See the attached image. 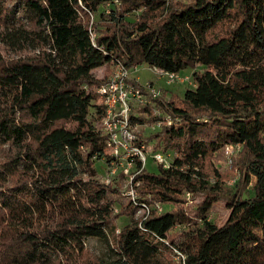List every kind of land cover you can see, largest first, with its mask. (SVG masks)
<instances>
[{
  "label": "trees",
  "instance_id": "obj_1",
  "mask_svg": "<svg viewBox=\"0 0 264 264\" xmlns=\"http://www.w3.org/2000/svg\"><path fill=\"white\" fill-rule=\"evenodd\" d=\"M0 25V264H264V0H0ZM118 64L195 84L132 108L162 121L138 141L172 155L132 183L97 167L112 160L97 90Z\"/></svg>",
  "mask_w": 264,
  "mask_h": 264
},
{
  "label": "built area",
  "instance_id": "obj_2",
  "mask_svg": "<svg viewBox=\"0 0 264 264\" xmlns=\"http://www.w3.org/2000/svg\"><path fill=\"white\" fill-rule=\"evenodd\" d=\"M136 65L134 69H138ZM159 78H164L168 84L174 82H189V76L181 77L179 71H164L157 67H151ZM131 69L122 64H118L109 79L98 88V93L105 106V114L102 119V127L108 134V146L111 148L112 160L107 165L103 175L105 183L112 182L113 178L119 173H124L130 183L136 174L146 167V161L150 154L156 164L169 167L171 164L170 154L162 151L153 150L145 142L138 141L137 127L131 120L130 113L132 108L139 105H153L155 99L162 98L163 89L158 88L153 81L142 84L139 78L130 75ZM156 115L161 112L154 108ZM162 121L151 124L153 130L161 127ZM165 124H173L174 120L165 115ZM241 145L225 147V154L230 159L235 152L241 150ZM140 163V166H139ZM132 197L135 190L128 192ZM190 197V193H187ZM155 208L162 212L165 205L160 202L154 204ZM149 206H144L140 214L149 213Z\"/></svg>",
  "mask_w": 264,
  "mask_h": 264
},
{
  "label": "rangeland",
  "instance_id": "obj_3",
  "mask_svg": "<svg viewBox=\"0 0 264 264\" xmlns=\"http://www.w3.org/2000/svg\"><path fill=\"white\" fill-rule=\"evenodd\" d=\"M180 1H185V0H180ZM108 8H109V5L102 6L101 10L108 9ZM95 18L96 19L99 18L98 14L95 15ZM129 18L131 20H134L136 18V14L130 15ZM92 20H93V17H92ZM2 29H3V27L0 25V30H2ZM25 54H27V53H24V55ZM13 55L15 57L19 56V55L14 54V53H13ZM198 69H203V67L200 66V67H198ZM192 73H193V70L191 68L182 69L181 71H179V75L181 77L188 75L189 76V80H188L189 82H184V83L174 82L172 84H168L164 78H159L158 75L155 74V72L151 68V66H149L147 64L140 65L137 70L132 68L130 71V75L132 77L139 78V80L142 84L148 83L149 81H153L158 88H162L168 92L172 91L174 93H178L179 95H183L186 88L195 86V84L193 83ZM94 75L101 77L103 75V69L100 68V69L95 70ZM151 124L152 123H146L144 125H138L137 134L139 131H143L147 134H151L150 131H155V130H153V127H151ZM149 147H151V146H149ZM171 158H172V155H170V159ZM217 166L219 167L221 172H224V171L228 170V168H230V166L227 162L218 163ZM97 167H98L100 174L105 173L106 163L104 161H99L97 163ZM146 167L151 172H157L158 171V165L154 162V160L150 154L148 155V159L146 161ZM239 174H240V172L237 169L231 170V174H229V178L227 180V186H231L240 177ZM215 179H216L215 175L211 176V180L215 181ZM127 181H128V183H130L129 180H127ZM186 198L188 199L187 204L192 205L193 204V198L191 196L188 197L187 195H186ZM165 208L167 209V208H169V206L165 205ZM229 212H230V210L225 204L217 203L212 209V212L210 214V219L212 221L217 220L218 222H222L227 218ZM140 213L141 212L139 211L136 214V216L140 215ZM128 221H129L128 217H122L119 220V226L124 225ZM88 246L98 255L105 250L103 245L96 238L89 239Z\"/></svg>",
  "mask_w": 264,
  "mask_h": 264
}]
</instances>
